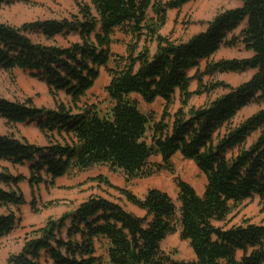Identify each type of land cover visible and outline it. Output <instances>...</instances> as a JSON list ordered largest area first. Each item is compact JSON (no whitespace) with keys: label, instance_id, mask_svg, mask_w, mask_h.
Segmentation results:
<instances>
[{"label":"trees","instance_id":"obj_1","mask_svg":"<svg viewBox=\"0 0 264 264\" xmlns=\"http://www.w3.org/2000/svg\"><path fill=\"white\" fill-rule=\"evenodd\" d=\"M13 1L29 0L0 3ZM74 1L77 12L69 18L19 26L0 23V69L25 71L53 96L64 92L75 104L72 108L59 102L44 108L31 99L0 97V117L6 124H34L48 138L41 146L0 134V161L27 165L28 170L27 176L11 174L6 168L0 171V206L6 208L0 213V239L13 230L19 221L16 212L27 203L19 187L22 181L31 187L29 205L36 211L34 187L41 183L54 184L71 171L96 164L121 170L128 182L172 171L171 158L178 153L194 162L205 176V185L198 194L176 177L177 206L161 189L148 188L140 198L99 174L95 180L118 190L143 216L105 197L90 196L73 211L47 218L32 229L5 264H98L95 243L100 240L106 242L110 264H264V223L217 225L246 199L257 195L264 204V0H239L240 6L218 10L204 29L185 41L172 40L159 30L166 23L167 10L192 0ZM243 21L238 35L231 34ZM116 30L130 38L125 55L110 49ZM69 34L79 40L68 46L53 40ZM31 35L53 43L36 42ZM239 43L252 54L210 60L221 46ZM202 60L205 66L200 71ZM101 68L109 76L104 87L109 109L101 112L85 103L78 107ZM192 69L195 73L189 75ZM248 72L236 85L222 80L202 85L205 75ZM194 79L196 94L218 87L225 91L204 105L189 106L193 94L189 85ZM176 91L180 105L171 112ZM131 94L145 103L161 98L160 117L143 113ZM253 103L259 109L232 125L236 114ZM152 156H159L161 162L150 163ZM177 230L193 251L191 260L173 259L160 247Z\"/></svg>","mask_w":264,"mask_h":264},{"label":"rangeland","instance_id":"obj_2","mask_svg":"<svg viewBox=\"0 0 264 264\" xmlns=\"http://www.w3.org/2000/svg\"><path fill=\"white\" fill-rule=\"evenodd\" d=\"M235 4V0H192L185 3L179 9H169L166 11V23L159 30L163 36L169 37L175 41H185L193 34L204 29L206 21L210 20L215 13L224 6ZM77 12V5L74 0H29L28 2L13 1L11 3H0V23H6L12 26H19L25 22L44 19H62L69 18L71 14ZM32 40L45 44L53 43L42 35H31ZM111 51L113 54L125 55L127 43L130 38L128 35L116 30L113 35ZM54 42L61 46H68L71 42L78 41L77 35L61 36L53 38ZM155 43H149V48L153 52ZM246 50L243 47L236 50V46L225 56L234 55V58L245 56ZM219 54V53H218ZM231 54V55H230ZM212 60L218 58L213 56ZM231 59V58H220ZM218 60V59H217ZM112 66V63H109ZM205 61L199 64L200 71L204 68ZM195 69L189 71L193 75ZM248 73H216L213 76L205 75L202 77V85H209V82L222 80L231 85L245 80ZM109 81L106 71L101 68L98 79L86 95L77 103L79 107L82 104L94 105L101 112H105L110 107V101L105 93L104 87ZM202 89V87L200 88ZM192 95L189 99V106H201L208 103L216 96L222 94L225 90L218 87L209 92L194 93L198 90L196 80H192L189 85ZM0 97L13 100L24 101L31 99L32 104L37 107L54 108L57 103H65L70 107H75L70 97L64 92H58L53 96L47 86L30 76L27 72L20 69L4 71L0 69ZM131 98L138 101L140 110L148 115H153L158 119L164 105L161 98H157L152 103L143 102L136 94H131ZM180 105L179 95L176 91L173 95L172 103L169 107L174 112ZM260 105L250 104L239 111L232 125H236L247 116L258 110ZM75 109V108H74ZM0 134H10L17 138H25L29 142L44 146L48 138L34 125L14 124L8 125L0 117ZM256 133L252 134L247 144L252 141ZM58 137V136H57ZM150 163H160L159 156L150 157ZM172 171L161 170L150 176L134 178L130 181L125 180L121 170H111L106 164H96L82 171H71L69 174L57 178L54 184L41 183L34 187V193L37 200L36 211H33L29 205L31 200V187L27 181L19 183V187L24 194L27 203L23 205L16 214L19 221L13 230L0 239V264H5L10 254L17 253L25 238L35 229L44 224L47 218H58L63 213L73 211L77 205L90 196H101L111 201L119 203L125 210L134 213L137 216H143L144 212L130 204L124 195L112 187L94 179L97 175H103L108 178L112 185L126 188L136 196L142 198L148 188H158L169 194L175 204L177 201V186L175 178L178 177L188 182L198 194H201L205 185V176L197 169L192 160L183 158L176 153L171 158ZM6 168L11 174L28 175L27 165H13L6 161H0V171ZM0 187H3L0 183ZM13 209V207H10ZM6 211V208L0 206V213ZM244 221L252 223H264V204L263 200L257 195L246 199L236 206L232 207L231 212L223 222L217 223L219 226H230L241 224ZM161 249L173 259L191 260L194 255L187 240L179 237V231L169 234L160 244ZM96 255L99 257L98 264H110L106 253V242L104 240L95 243Z\"/></svg>","mask_w":264,"mask_h":264},{"label":"crops","instance_id":"obj_3","mask_svg":"<svg viewBox=\"0 0 264 264\" xmlns=\"http://www.w3.org/2000/svg\"><path fill=\"white\" fill-rule=\"evenodd\" d=\"M241 5V2L239 1V0H235V4H233V5H231V6H224L223 8H233V7H237V6H240ZM244 24H245V21H243L235 30H233L232 31V33L231 34H233V35H238V33H239V31L244 27ZM235 46H233V47H224V46H221L213 55H212V57L210 58V60H212V58H214L213 56H215L216 57V54H217V57L218 58H216L215 60L213 59L212 61H217V59L219 60L220 58H234V55L232 54H230L231 56H225V55H223V54H229L230 53V51L234 48ZM241 47H243L242 46V44L241 43H239L237 46H236V50H239V49H241ZM219 53V54H218ZM246 55L245 56H241V57H247V56H250L252 53L250 52V51H246V53H245ZM237 58H240V57H238V56H236ZM203 61H205V60H203ZM201 62V61H200Z\"/></svg>","mask_w":264,"mask_h":264}]
</instances>
